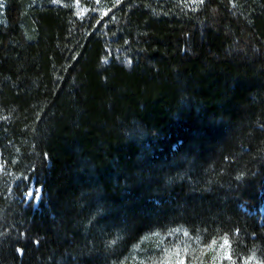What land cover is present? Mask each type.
<instances>
[{"label":"trees","instance_id":"1","mask_svg":"<svg viewBox=\"0 0 264 264\" xmlns=\"http://www.w3.org/2000/svg\"><path fill=\"white\" fill-rule=\"evenodd\" d=\"M50 1L0 10V264H126L171 226L264 258V0Z\"/></svg>","mask_w":264,"mask_h":264},{"label":"rangeland","instance_id":"2","mask_svg":"<svg viewBox=\"0 0 264 264\" xmlns=\"http://www.w3.org/2000/svg\"><path fill=\"white\" fill-rule=\"evenodd\" d=\"M204 1L164 0L189 12L196 11ZM2 2L1 13H3L5 0ZM121 2L122 0H88L82 3L78 0L50 1L54 6L70 7L73 15L80 20L94 18L99 20L111 9L119 8ZM7 170L0 159V173L6 176ZM11 193H13L12 187H9L8 194ZM22 194L25 206L32 201L34 206L38 207L42 200L43 189L32 182L28 188L23 189ZM132 249L130 256L124 254L127 258L126 264H264V258L258 253L236 252L233 240L228 235L208 241V239L197 237L189 228L183 226H171L152 231L136 242Z\"/></svg>","mask_w":264,"mask_h":264},{"label":"snow or ice","instance_id":"3","mask_svg":"<svg viewBox=\"0 0 264 264\" xmlns=\"http://www.w3.org/2000/svg\"><path fill=\"white\" fill-rule=\"evenodd\" d=\"M3 7V2H2V0H0V8H2Z\"/></svg>","mask_w":264,"mask_h":264}]
</instances>
